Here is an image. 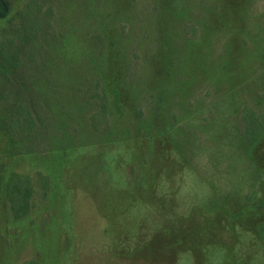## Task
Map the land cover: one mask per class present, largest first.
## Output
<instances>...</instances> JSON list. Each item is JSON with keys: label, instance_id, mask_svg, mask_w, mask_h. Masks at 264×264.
<instances>
[{"label": "rangeland", "instance_id": "1", "mask_svg": "<svg viewBox=\"0 0 264 264\" xmlns=\"http://www.w3.org/2000/svg\"><path fill=\"white\" fill-rule=\"evenodd\" d=\"M28 1L0 264H264V0Z\"/></svg>", "mask_w": 264, "mask_h": 264}, {"label": "trees", "instance_id": "2", "mask_svg": "<svg viewBox=\"0 0 264 264\" xmlns=\"http://www.w3.org/2000/svg\"><path fill=\"white\" fill-rule=\"evenodd\" d=\"M35 12L34 9V0H29L28 3L18 11L17 16L22 18V31L26 32L30 30L27 25L28 19L31 20L32 14ZM10 43V42H9ZM11 45L7 43V41H0V79L4 82L9 81V73L14 72L19 66V55L16 50H11ZM254 131V130H252ZM256 129L253 134V138H250V141L256 139Z\"/></svg>", "mask_w": 264, "mask_h": 264}]
</instances>
